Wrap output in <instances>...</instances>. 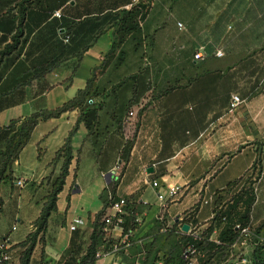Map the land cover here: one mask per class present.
<instances>
[{
  "label": "crops",
  "instance_id": "1",
  "mask_svg": "<svg viewBox=\"0 0 264 264\" xmlns=\"http://www.w3.org/2000/svg\"><path fill=\"white\" fill-rule=\"evenodd\" d=\"M132 7V0H0V152L27 118L62 107L89 83L80 107L40 121L10 166L0 184V238L14 247L35 231L69 137L72 160L56 204L63 217L54 224L50 216L30 264H178L191 243L201 244L196 264H241L253 248L217 246L222 225H212L215 208L251 185L249 221L264 223V0H220L215 19L203 11L187 26L177 22L179 52L169 50L154 10L139 22ZM200 49L207 58L195 62ZM181 59L201 67L183 73ZM233 94L243 103L230 113ZM115 168V178L101 177ZM110 185L127 200L133 216L125 227L139 243L92 261L107 237L121 238L101 231ZM169 187L180 190L162 208L157 193ZM10 254L19 264V249Z\"/></svg>",
  "mask_w": 264,
  "mask_h": 264
},
{
  "label": "trees",
  "instance_id": "2",
  "mask_svg": "<svg viewBox=\"0 0 264 264\" xmlns=\"http://www.w3.org/2000/svg\"><path fill=\"white\" fill-rule=\"evenodd\" d=\"M146 1V3H145ZM153 0H139L136 7H132L129 14L135 12L136 17H138L139 22H142L150 11V4ZM16 42V38H14ZM89 83L85 90L79 91L77 96L71 101L64 104L62 107L54 111H46L42 113H36L27 118L20 127L6 140L5 150L0 152V157L3 158V162L0 168V184L8 178L6 176L7 172L10 170V166L14 160L18 157L20 151L28 143L30 136L36 127V125L42 120H48L50 118H57L67 111H71L75 108L80 107L85 97L88 95ZM86 127H89L87 119L85 120ZM13 127V124L9 126V129ZM73 133V131H72ZM63 158V167L61 173L57 178L52 191L44 204L40 216L35 221V231L31 233L24 242L15 245L12 248L19 249V264H30L32 254L38 243L43 241L48 227V220L53 212L56 211V204L58 200V195L62 191L65 184V179L68 175V167L72 160V150L70 147V138L66 140L62 149H60L56 155L57 158ZM255 182V181H254ZM252 182L251 184H253ZM239 181L234 182L230 185V189L238 186ZM115 186L110 185V191L113 193ZM102 200L104 206L108 204L106 195H102ZM255 201L254 188L249 186L248 188L242 187L237 193H235L231 199L225 203L220 209L215 208V215L213 218V227H219L222 225L220 234L218 235V245L221 248H231L237 237L238 231L235 229L237 225L245 227L249 221V211L251 206ZM242 204L243 212L237 211V206ZM102 213L96 216V221L99 220ZM99 227V225H98ZM264 223L253 229L251 237V245L253 247L251 256L249 258V264H264ZM98 239V229L97 226L94 227L92 234V246L90 251H94L95 245ZM210 244V243H209ZM208 244V245H209ZM192 246L200 255L202 254L201 244L195 245L193 243L187 245ZM186 246V247H187ZM201 250V251H200ZM180 251V250H179ZM94 254V252H92ZM181 253V252H180ZM93 256V255H92ZM179 256V257H178ZM178 264H185L183 260V252L177 255ZM92 261L94 258L92 257ZM85 263V261L83 262ZM87 264V263H86Z\"/></svg>",
  "mask_w": 264,
  "mask_h": 264
},
{
  "label": "built area",
  "instance_id": "3",
  "mask_svg": "<svg viewBox=\"0 0 264 264\" xmlns=\"http://www.w3.org/2000/svg\"><path fill=\"white\" fill-rule=\"evenodd\" d=\"M139 0H132V4H137ZM54 17L60 18L59 12L53 13ZM178 28H182V25L180 23L177 24ZM69 40V36H66L64 39V42L66 43ZM214 56L216 58L223 57V53L220 50H217L214 53ZM207 58V55L204 50L200 49L193 55V60L195 62H203ZM144 66L146 68L151 67L150 59L147 55V53L144 54ZM243 101L240 99L238 95H231L230 101H229V112H233L235 109H237ZM134 115L133 112H129L128 116L132 117ZM113 172L117 173V168L113 170ZM114 175V178H115ZM101 177L103 179H108V174H101ZM15 185L18 188H22L24 186V182L22 180L16 181ZM151 186L154 189H157L159 187V184L157 181H153ZM180 190L179 187H169L165 192L157 193V200L160 202V206L162 208L166 207L167 201L172 199L178 191ZM107 202H108V211L105 212V214L102 217L101 223L102 228L101 231L103 234L108 235L113 231H120L121 232V238L119 240H111L110 237H107L103 244L98 247L96 252L93 255L94 261H101L104 259L114 258L118 256L119 254L126 253L133 245L139 243L138 240L134 239V229L133 226H130L128 228L125 227V222L127 217L133 216V213H131L127 209V200L123 197H118L116 194L112 193L108 189L107 194ZM1 202H0V210H1ZM134 224H139L140 219L137 217L134 218L133 221ZM16 229V224L14 227H12V231ZM71 230L75 229V226L70 227ZM235 229L238 231V237L234 243V245H241V246H251V237L253 233L254 227L249 223L247 226L242 227L237 225ZM264 241V238L262 239ZM253 248V247H252ZM11 246L9 244V241L7 238H0V264H13L11 259ZM199 256V253L192 247L187 246L183 252V260L185 261V264H196L197 257ZM241 264H248L250 263L248 259L242 258L240 259ZM118 264H123L122 262H118Z\"/></svg>",
  "mask_w": 264,
  "mask_h": 264
},
{
  "label": "rangeland",
  "instance_id": "4",
  "mask_svg": "<svg viewBox=\"0 0 264 264\" xmlns=\"http://www.w3.org/2000/svg\"><path fill=\"white\" fill-rule=\"evenodd\" d=\"M218 2L220 3V0H153L151 2L150 9L154 10V19L159 23L160 29H163L172 39L169 48L171 52H179V45L173 44V40L181 33L176 23L180 22L182 25L187 26L191 20L198 18L203 11L206 14L213 15L212 17L215 19V8ZM162 6H164V9ZM147 45L150 49V45ZM177 67L179 71L185 73L192 69H200L201 64L194 65L191 60L181 59V61H178ZM61 203L63 201H60L59 205ZM52 214L51 221L54 224H60V220L63 217L62 214H58L57 211ZM36 259H38V256H36Z\"/></svg>",
  "mask_w": 264,
  "mask_h": 264
},
{
  "label": "water",
  "instance_id": "5",
  "mask_svg": "<svg viewBox=\"0 0 264 264\" xmlns=\"http://www.w3.org/2000/svg\"><path fill=\"white\" fill-rule=\"evenodd\" d=\"M114 175H115V173H114L113 171H111V172L109 173V176H110L111 178H114ZM183 231H185V232L188 231V226H187V225L183 226Z\"/></svg>",
  "mask_w": 264,
  "mask_h": 264
}]
</instances>
